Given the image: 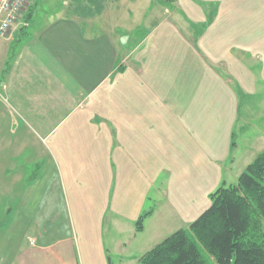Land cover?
I'll return each instance as SVG.
<instances>
[{
  "label": "crops",
  "instance_id": "0c3cea01",
  "mask_svg": "<svg viewBox=\"0 0 264 264\" xmlns=\"http://www.w3.org/2000/svg\"><path fill=\"white\" fill-rule=\"evenodd\" d=\"M206 2L29 0L22 18L27 26L18 24L11 38L0 36V264L98 261L89 239L83 261L78 244L64 234L70 199L77 213H115L99 227L117 229L111 240L120 256L116 264H138L126 244L150 221L156 228L137 248L155 240L157 228L188 227L208 206V193L202 191L200 200L196 180L183 177L199 168L205 179L200 165H215L219 180L232 177L264 148V24L252 15L251 44L245 45L243 29L213 28L218 19L208 20L197 6ZM200 23L205 28L195 31ZM232 37L238 44L228 45ZM248 59L261 62L260 78L251 75L255 87L238 100L225 89L220 70L229 68L226 77L241 86ZM212 117L226 123L213 127ZM198 143L209 152L221 149L220 158L206 160ZM235 163L240 167L232 172ZM35 167L36 178L28 182ZM164 179L173 181L160 193L166 205L154 200L136 232L142 214L132 219L130 207L140 211L150 198L148 185L159 192ZM38 185L44 197L43 228L36 226L41 238L32 237L17 252V213ZM28 226L24 221V234Z\"/></svg>",
  "mask_w": 264,
  "mask_h": 264
},
{
  "label": "rangeland",
  "instance_id": "374dc122",
  "mask_svg": "<svg viewBox=\"0 0 264 264\" xmlns=\"http://www.w3.org/2000/svg\"><path fill=\"white\" fill-rule=\"evenodd\" d=\"M198 2L203 1V0H196ZM205 3V2H203ZM203 3H197V6H203L205 8V12H207V15H209L208 20L212 21L217 18L218 20L215 21V24L213 25V28H220V25L222 27H226L228 29H234V28H241L243 29V33H246V35L243 37V41L245 45H250L251 44V33L249 32L250 27V23H251V18L252 15L258 16V22L261 24H264V0H209V2H206V5H203ZM209 3V4H208ZM168 4V3H167ZM258 13V14H257ZM219 15V16H218ZM213 22V21H212ZM205 23V22H204ZM195 27H193L195 29V31H201L205 28V24H198V25H194ZM192 28V30H193ZM227 43L228 45H234V43L238 44L237 41L234 40V38L232 37V39L227 38ZM249 48L251 49V47L249 46ZM252 50H255V48H253ZM264 58V57H263ZM250 59H248V70H246L244 72V80H243V84H241V86H239L237 83H235V80L233 79V77H226L227 76V72H231V70L229 68L226 69V67L224 66L223 70L221 71V77L222 80L225 82V89H227L228 92H230L231 94H233L238 100L242 97L241 94H243L245 97H249L251 94L252 89L255 86H252L250 84V80L249 78L251 77V75L257 79L260 78V75L258 74V65L261 64L257 63L256 61L255 63H251ZM261 66V65H260ZM261 68V67H260ZM253 71H251V70ZM257 69V70H256ZM261 70V69H260ZM262 89L260 90H264V86H261ZM241 93V94H240ZM264 99V97H263ZM243 101L240 102V107L244 106V102ZM250 104V103H249ZM262 104V103H261ZM245 108H243L244 110ZM255 111H257L255 109ZM264 111V110H263ZM248 115H251V113H253V110L250 109L248 107V109L246 110ZM222 120H223V124L226 123V118L224 117H212L211 118V122H214L216 125H214L213 127H218V126H222ZM235 126H237V120H236V124ZM233 132V131H232ZM237 133V132H236ZM235 133V135H236ZM217 135L218 134V129L212 132V135ZM234 135V136H235ZM213 141V140H212ZM197 145V143H196ZM199 149L202 152L204 158L207 160V156L210 157L211 161L213 162L214 160L220 158L218 154L220 150H216L215 152H209V150L203 146V144L198 143ZM184 162L187 161V159H183ZM182 161V160H180ZM179 168L183 166V164L180 162V164L177 165ZM27 167V166H26ZM168 167V166H166ZM238 167H240L238 165V163L234 164L233 170L234 171H238ZM28 168L31 169L32 166L31 164L28 165ZM201 170H203L204 174H205V179H203V175H202V171L199 170V168L197 169V171L194 172L193 175L188 176V177H183L182 179H190V180H196V185L194 186V192L196 197H199L200 194V200H203V198L205 196L207 198V203H210V199H209V194L214 192L218 187H220L221 185H229V184H233L236 182L237 176L238 174H234L231 176H227L225 175L223 180H219L220 176L216 175V166L215 165H200ZM245 168V167H244ZM243 168V170H244ZM242 170V171H243ZM231 175V174H230ZM164 176V175H163ZM174 177V175H173ZM166 178V177H165ZM173 178H171L172 180ZM173 181L170 180H166L164 179L162 181V187L159 188V192L158 189L155 188V185H148V194H150V198H148V200H146V203L142 206V209L139 211L136 209L135 204H132V206L135 207L132 208L130 207L129 209V215L132 219H136L139 214H143L145 211H148L149 209L153 208L156 204L154 200H159V203L163 206L166 205L165 200L161 198L160 193H163L165 191H169V187L171 186V183ZM27 183V182H26ZM157 188L159 187V182L157 181ZM155 183V184H156ZM199 184V185H197ZM42 186L38 185L37 187V191H35L34 193H32L29 197V201H28V197L27 198V203H25V210H21L19 213H17V219L18 221L16 222V224L14 225L13 230L14 231H18L17 233H15L17 236V238L13 239V241H17L19 242V246L16 248L17 252L18 251H22L23 249H25V247L27 245H29V239L31 240L32 237L33 238H38L40 239L41 236H39V232L37 229V224H39V229L42 227L43 228V205H44V197L42 196V190H41ZM183 188L182 185H180V189ZM201 190V193H200ZM69 191V188H68ZM184 191V190H183ZM208 193L207 195H203V192ZM70 199V198H68ZM71 199L69 200V205H70V210H71V214H67L68 216V222H67V227H66V231L64 232V234L67 236L68 239H70V237H72V239L75 240V242L78 244V248L75 247V250L78 254L79 259H83V261L86 260V243L84 242L86 239L90 241L91 248L93 246L94 248V252H95V257L96 259L99 261L100 258L104 259V263L108 264L109 263V259H111L112 264H116L118 263V261L116 259H118L120 256L117 254V252H115L112 249V243L111 240L113 241L114 239H116L115 237H117V229L115 228L114 230L112 229H102V225L105 223H109L107 221L108 217H116L115 213H111L108 211V209H106V211H103V214L98 213V212H93V213H88V214H82V213H77L75 208L72 206L71 203ZM198 202V201H197ZM165 203V205H164ZM209 205V204H208ZM205 209V208H204ZM67 210H68V206H67ZM201 212H199L196 217L200 214ZM82 215L85 216V219L82 217ZM93 216V219H92ZM28 218V219H27ZM62 218V217H61ZM24 221L26 222V224L28 223V227L25 228L26 233L24 234L23 231V223ZM53 221L54 219L51 220L50 224L53 225ZM131 221V219L129 220ZM101 222V226L99 227V224ZM149 222V221H148ZM130 225L133 228V221L130 222ZM158 225V223H157ZM113 226V225H112ZM144 226V223H143ZM114 227V226H113ZM155 221H150V224L147 226L145 233L143 234H139L136 235V237L133 239L131 238L130 241L126 244V248L129 254H132L134 256H136V258H139L144 251H147L148 249L152 248L155 243L160 242L161 240H163L165 237H167L168 235H170L171 233H173L174 230H166L165 228H157V231H159V234L157 236V238H155V240H152L151 242H149L148 245H144L141 248H137L136 244L138 242L142 241L143 236L145 238H147L149 235V232L151 229H155ZM188 228V227H186ZM53 229V228H51ZM56 231V230H54ZM170 231V232H168ZM128 233H125L123 235L127 236ZM87 235V236H86ZM152 239V237L150 238ZM157 239V240H156ZM12 241V239H11ZM156 241V242H154ZM73 241V243H75ZM32 243V242H31ZM153 243V244H152ZM76 246V244H75ZM13 248H15V246H12ZM80 247V249H79ZM93 248H92V253H93ZM107 249L109 250L110 254L107 253ZM9 250V248H8ZM4 251V250H3ZM6 251V248H5ZM142 253V254H141ZM93 255V256H94ZM125 256L127 255V253L124 254ZM204 256L205 258L209 261V263L211 264H215L213 257L208 255L207 253L204 252ZM98 261L94 260V264H98ZM136 263V262H135ZM125 264H129V263H125ZM131 264H134L133 261H131Z\"/></svg>",
  "mask_w": 264,
  "mask_h": 264
},
{
  "label": "trees",
  "instance_id": "16d2710c",
  "mask_svg": "<svg viewBox=\"0 0 264 264\" xmlns=\"http://www.w3.org/2000/svg\"><path fill=\"white\" fill-rule=\"evenodd\" d=\"M36 174L35 167L27 181ZM209 199L188 228L177 229L145 251L138 264H211L204 252L215 264H264V148L235 183L221 185ZM150 212L136 219V232Z\"/></svg>",
  "mask_w": 264,
  "mask_h": 264
},
{
  "label": "built area",
  "instance_id": "2783aa9c",
  "mask_svg": "<svg viewBox=\"0 0 264 264\" xmlns=\"http://www.w3.org/2000/svg\"><path fill=\"white\" fill-rule=\"evenodd\" d=\"M29 0H0V36L11 38L13 30L18 24L27 26L23 21V14Z\"/></svg>",
  "mask_w": 264,
  "mask_h": 264
}]
</instances>
